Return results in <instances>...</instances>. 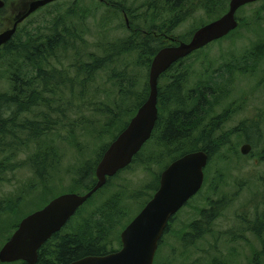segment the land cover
Masks as SVG:
<instances>
[{
    "label": "rangeland",
    "instance_id": "obj_1",
    "mask_svg": "<svg viewBox=\"0 0 264 264\" xmlns=\"http://www.w3.org/2000/svg\"><path fill=\"white\" fill-rule=\"evenodd\" d=\"M27 1L6 2L9 13L3 15L11 17L13 10L17 7L20 9ZM110 1L124 5L131 15L130 19L134 20V26L140 24L139 17L146 14L148 9L160 4L164 10L159 19L153 18V25L171 23L172 19L181 15L183 20L180 21L178 17L180 23L174 32L185 39L201 25L223 16L230 2L209 0L208 4L204 0L200 6L198 0H188L185 5L175 7L165 0ZM69 12L74 14L69 16ZM58 16H63V21L68 25L74 22L84 42L81 46L84 51L81 52L85 61L90 60V53L103 54L102 46L105 44H119L131 37L124 15L118 8L99 0H59L25 20L19 26V39H27L28 35L36 36L40 32L49 34ZM237 18L240 26L233 33L194 53L180 69H189L188 89L206 83L217 89L209 97V109L196 135L226 114V118L220 120L216 136L229 133L242 123L251 132L254 125L256 137L253 148L247 155L241 153L247 133L228 135L229 143L209 160L202 189L171 223L157 251V264H264V2L257 1L239 9ZM9 26L7 19L0 31ZM71 53L72 56L65 61L66 65L73 62L75 52ZM117 60L99 72L95 81L83 91L79 86L75 91L65 89L64 103H69L67 122L73 132L64 130L44 139L45 145L56 146L60 155V162L49 170L47 177L38 178L26 166L7 171L0 168V248L25 216L43 208L61 194L81 192L76 183L79 170L88 161L94 162L106 145L111 143L116 130L132 118L137 97L145 90L146 84L149 85L150 66L140 63L139 60L144 58L137 50L123 54ZM8 63L9 60L0 62V93L12 90ZM208 66L210 69H207ZM206 70L210 73H206ZM122 74L125 76L118 77ZM211 77L213 79L209 81ZM130 80L133 85L129 84ZM117 82L121 83L123 89L132 91L128 99H122ZM166 82V78L160 80V84ZM79 95L85 96V100ZM111 120L113 124L108 123ZM156 137L159 134L147 144L139 162L115 177L109 188L102 192L103 195L100 193L94 198L95 202L93 199L72 218L66 232L83 228V224L88 222L83 217L87 208L96 211L99 217L102 206L97 203L102 202L112 210L119 206L123 210L124 216L119 213V221L110 233V238L116 240L119 236L121 239L123 230L120 223L127 215L125 222L129 224L151 193L144 190L138 199L134 192L151 184L163 170L156 164L158 155L163 151ZM35 151L36 144H31L18 155L11 152L2 154L0 160L7 164L10 161L18 163ZM223 198H226L227 206L211 225V231L196 245L183 246L181 234L199 217V211Z\"/></svg>",
    "mask_w": 264,
    "mask_h": 264
},
{
    "label": "trees",
    "instance_id": "obj_2",
    "mask_svg": "<svg viewBox=\"0 0 264 264\" xmlns=\"http://www.w3.org/2000/svg\"><path fill=\"white\" fill-rule=\"evenodd\" d=\"M10 1L14 0H6L5 2L9 4ZM5 13H9L7 6L0 9V28L5 25L7 19L8 21L11 19V17H5L3 15ZM67 14L70 16L74 12ZM63 19V16H58L49 34L40 32L36 36L28 35L27 39H19L18 28L12 40L3 48L0 62L9 60L8 66L11 73H9L8 79L13 85L11 92L0 93V156L10 152L18 155L25 148H29L31 144H36L34 154L21 162L13 163L10 161L7 164L2 163L0 160V168L5 171L16 170V168L26 166L38 178L47 177L49 170L55 168L60 162V155L58 148L54 145H45L44 139L64 130L73 132L72 126H69L70 123L67 122V107L69 103L68 101L66 105L64 103L65 89L69 88V90L75 91L77 86H79L81 91H83L95 81L99 72L115 64L118 61L117 59L123 54L137 50L143 57L152 58L158 50L156 42L148 40L147 37L144 40L142 36L136 35L133 40L128 39L119 44H105L102 46L103 54L90 53V60L85 61L81 52L82 50L84 51V49L81 50L84 42L77 32V27L73 25L74 22L71 21L73 24L68 25ZM258 50H260V47ZM73 51L75 52L73 54V62L66 65L65 61L72 56L71 52ZM186 60H180L161 76L160 80L166 78L167 82L164 84L159 83V118L152 138L135 156L132 164L139 162L138 160L144 153L147 144L158 134L159 137L156 138L163 151L158 155L156 164L162 169L174 159L190 151L203 149L212 157L229 143V134L247 133L244 140L253 147V141L256 137L255 132H253V129H255L254 125H252L251 132L248 131V126L242 123L231 132L220 137L216 136L215 132L218 130L220 120L222 117L226 118V114L220 116L218 120L213 121L210 125L205 126L196 135L200 130L201 121L206 115L207 109H209V97L214 95L217 89L210 83L196 86L194 89H188L189 69H180L182 65H185ZM139 61L142 65L150 66L152 60ZM207 69H210V66ZM206 73H210V71L206 70ZM124 76L125 74H122L118 77ZM212 79L213 77L209 81ZM129 84L133 85V82L131 84L130 80ZM117 85L120 86L122 99H128L132 91L123 89L119 82H117ZM149 90L147 83L145 90L137 97L135 109L131 115L134 116L138 108L147 100ZM210 90L215 92L211 93ZM79 97L83 101L85 100V96L79 95ZM32 114L33 116L30 117L29 115ZM113 122L111 120L108 123L113 124ZM128 122L125 121L122 127L116 130L113 139L118 135L117 131L120 132ZM107 147L106 145L104 151ZM103 153H100L94 162L88 161L79 170V177L76 183L81 192L76 191V193L83 194L96 183V167ZM132 164L114 177L109 178L106 185L96 192L78 210L77 214L100 193V195H103L102 192L109 188L113 179L130 169ZM159 178L160 174H157L151 184L134 192L136 198L139 199L141 198L139 195H142L144 190L151 191L146 202H143V205L140 206L141 209L159 187ZM93 201L95 202V199ZM97 204L102 206L99 208V217L96 211L88 210L87 208L83 217L88 222L83 224L82 229L66 232V228H68L76 214L60 232L54 234L40 248V264H69L86 256H102L121 248L120 237L118 236L114 240L110 238V233L119 221L120 214L124 216L123 210H121L120 206L117 208L118 210H112L107 204L102 205V202ZM177 215L170 220L166 233H168L171 223L176 219ZM125 218H127V215ZM125 218L123 223H120L121 230L128 224L125 222ZM214 218L215 216L213 217L212 214L206 216L204 213L201 220L192 223L188 231H184L181 236L183 246L196 245L203 238V226H207L210 223L211 227ZM17 227L18 224L14 228L16 229ZM257 232L258 236L261 237V233L258 230ZM11 264L27 263L19 261Z\"/></svg>",
    "mask_w": 264,
    "mask_h": 264
},
{
    "label": "water",
    "instance_id": "obj_3",
    "mask_svg": "<svg viewBox=\"0 0 264 264\" xmlns=\"http://www.w3.org/2000/svg\"><path fill=\"white\" fill-rule=\"evenodd\" d=\"M56 1L59 0H29L14 13L12 24L0 31V59L4 46L12 40L18 27L35 12ZM256 1L259 0H230L228 11L199 28L190 41L163 47L156 53L150 64L148 98L105 150L96 167V183L83 194H61L25 216L0 249V264L18 261L40 264V248L68 224L109 178L128 167L152 137L159 118L161 76L181 59L235 30L239 25L237 11ZM4 5L0 0V8ZM252 148L246 142L241 153L247 155ZM209 159L210 154L203 149L176 158L162 171L159 187L152 198L122 231L121 249L102 256H86L69 264H154L170 220L201 190Z\"/></svg>",
    "mask_w": 264,
    "mask_h": 264
},
{
    "label": "flooded vegetation",
    "instance_id": "obj_4",
    "mask_svg": "<svg viewBox=\"0 0 264 264\" xmlns=\"http://www.w3.org/2000/svg\"><path fill=\"white\" fill-rule=\"evenodd\" d=\"M4 2L6 0H3ZM29 1V0H28ZM27 1V2H28ZM166 3H170V5L172 6H175V7H181L183 5H185L186 3H188V0H165ZM193 1V0H191ZM208 1V4H209V0H206V2ZM26 2V3H27ZM199 2V5L201 6L202 4H204V0H198ZM25 3V4H26ZM101 3H104L108 6H113L115 8H118V10H120L122 12V14L124 15V18H125V23H126V27L128 28V30H130L131 32V37H130V40H133L136 38V35H139L142 36L144 38V40L147 39L152 41V42H156L157 46H158V50L157 52L163 48V47H166V46H172V45H178L180 42H187V41H190L193 37V35L195 34V32L201 28L202 26L210 23H205L203 25H201L200 27H198L196 30H194L192 32V34L190 35V37L188 39H185V38H182L181 36H179L178 34H176L174 32V30L177 28V26L179 25V18H180V21L183 20V17L181 15H179L178 17H176L174 20L172 19V22H165L164 24L162 25H153L154 23L152 22L153 21V18H156V19H159L160 16H161V13H162V10H164V8H162V6L160 4L158 5H155L156 7L155 8H152V9H148V11H146V14H144L143 16L139 17V20H140V24H138L137 26H134V20L130 19L131 18V15H129V12L126 11L125 7L123 4H115L113 1H110V0H105V1H101ZM24 4V5H25ZM6 6V2H5V5L4 7H1V8H5ZM23 6V5H22ZM22 6H20L22 8ZM19 7V8H20ZM0 8V9H1ZM14 8V6L12 7ZM16 9L15 8L13 10V13H12V16H14V13L16 12ZM170 11V10H169ZM11 16V17H12ZM214 21V20H213ZM212 22V21H211ZM9 24H12V20L10 19L9 20ZM203 49V48H202ZM202 49H199V50H202ZM197 50V51H199ZM195 51V52H197ZM153 55V57L156 55V53ZM195 52H193L192 54H190L188 57L184 58V59H188L190 58V56H192ZM153 57L152 58H149V57H143L144 60H153ZM184 59H181V60H184ZM114 140V139H113ZM112 140V141H113ZM111 141V142H112ZM109 146V145H108ZM107 149V148H106ZM105 152V151H104ZM104 154V153H103ZM103 156V155H102ZM175 160V159H174ZM173 160V161H174ZM170 164V163H169ZM168 164V165H169ZM167 165V166H168ZM166 166V167H167ZM165 167V168H166ZM164 168V169H165ZM163 169V170H164ZM162 173V172H161ZM160 173V175H161ZM205 182V181H204ZM159 183H160V178H159ZM158 189V188H157ZM156 192V191H155ZM154 192V193H155ZM153 193V195H154ZM152 195V196H153ZM152 198V197H151ZM150 198V199H151ZM149 199V200H150ZM188 204V203H187ZM227 206V200L226 198H223V199H220V200H217V201H214V202H211L207 207L208 208H202L200 211H199V217L197 219H195L194 221H192L189 225H188V228L189 226L194 223L195 221H198V220H201L202 219V214H206L207 215H210L212 214L213 217L215 216L213 222L216 221V219L219 217V214L220 212H222L223 209H225ZM203 218H205V216H203ZM204 223V222H202ZM188 231V230H187ZM211 231V227H210V223L203 226V237L207 235V233ZM183 234V233H182ZM181 234V235H182ZM203 239V238H202ZM201 240V239H200Z\"/></svg>",
    "mask_w": 264,
    "mask_h": 264
}]
</instances>
